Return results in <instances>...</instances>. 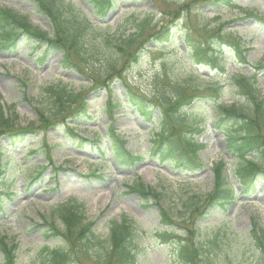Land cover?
Here are the masks:
<instances>
[{
	"label": "rangeland",
	"instance_id": "374dc122",
	"mask_svg": "<svg viewBox=\"0 0 264 264\" xmlns=\"http://www.w3.org/2000/svg\"><path fill=\"white\" fill-rule=\"evenodd\" d=\"M54 1L58 4L61 1L73 3L81 19L89 24L93 22L88 28L97 37L107 33L112 38L126 36L134 30L131 23L136 17L141 18L145 12L156 9L152 0H117V5L105 16L96 18L92 6L85 0ZM154 1L159 8L170 12L181 2ZM0 8L24 15L33 26L51 31L50 20L37 11L33 0H0ZM246 10L255 16H248L244 13ZM175 12L178 19L171 28L173 39L166 43H147L151 50H145L122 74L131 87L155 99L157 93H180L181 85L176 84L177 81H188L197 86L217 81L223 85L218 102L245 108V97L234 89L225 76L240 72L255 77L258 94L264 99V0H234L231 6L219 9L206 7L201 13L194 10L190 13L184 10ZM167 17L161 13L151 16L150 26L158 28ZM206 25L209 28L226 25L223 31L227 36L240 37L248 48V63L237 64L230 51L225 50L221 62L225 69L223 74L188 59L182 35L189 32L194 40L202 41L206 37L203 30L195 32L193 28ZM32 43L28 39L20 41L15 51L0 48V105L13 116L18 127H28L31 123L41 126L37 122L36 109L48 107V93L44 90L47 85L60 80L75 90L90 87L86 70L82 73L64 68L59 52L48 50L42 55V44L33 48ZM156 48H164L162 54H153ZM93 67L96 70L99 68L98 64ZM190 69L198 76L192 75ZM111 88L114 99L124 101V88L118 78L113 80ZM186 94H189L188 91H184ZM105 98L106 92L102 87L89 90L83 100L90 111L89 117L94 115L92 119L83 118L73 132L66 130L59 121L58 125L49 126L44 132L31 133L25 144L14 145L2 154L1 162L6 163L7 167L0 183V236H4L7 243L16 244L15 263L39 264L42 261L43 246L59 242L45 238L43 231L46 226L42 218L62 227L54 206L75 200L80 204L85 220L94 222L95 234L102 238L108 235L111 220L119 219L122 215L135 220L141 232L136 264H182L177 259L175 245L162 242L157 237V230L166 229L159 223L158 206L152 201L144 204L135 194L126 192L129 185L141 180L159 193L158 205L167 210L176 222L169 228L177 235L183 232L182 226L186 222L198 227L201 235H210L214 231L220 236V256L213 264H259L257 253L251 246L247 249V245L253 222L258 227H264V179L257 182L253 193L242 191L232 171L236 159L225 153L223 133L213 126L216 113L211 102L197 98L186 107L195 109L184 119L188 124L198 125L202 129L194 133V139L203 145L198 151L203 167L197 171H184L172 169L169 160L152 155L154 132L149 129V122L125 103L114 108L112 126L114 132L127 141L132 154L143 156L142 160L134 165L118 164L108 149L106 156L99 161L96 150L74 144L78 136L91 139L96 132L106 134L109 119L102 109ZM68 122L72 123L71 120ZM101 143L103 146L109 145L105 138L101 139ZM1 145L8 144L2 139ZM45 146L48 150H38ZM8 157L11 158L6 162ZM219 159L228 160L226 171L238 193L237 199L226 211L212 208L199 214L205 206L204 198L214 184L212 166ZM38 165H45L46 168L43 175L33 181L32 175L40 167ZM7 193H11V196ZM71 264L97 263L80 257L73 259Z\"/></svg>",
	"mask_w": 264,
	"mask_h": 264
},
{
	"label": "trees",
	"instance_id": "16d2710c",
	"mask_svg": "<svg viewBox=\"0 0 264 264\" xmlns=\"http://www.w3.org/2000/svg\"><path fill=\"white\" fill-rule=\"evenodd\" d=\"M85 1L92 6L93 15L97 18L105 16L118 3L117 0ZM152 1L156 9L145 12L141 18L132 15L136 17L131 23L134 30L119 38H112L109 33L97 37L92 29L88 28L93 22L89 24L81 19L70 1L68 3L61 1L58 4L54 0H33L37 11L50 20L51 31L33 26L24 15L16 14L7 8H0L1 49L15 51L20 41L24 42L27 39L34 42L31 44L33 47L37 48L42 44L43 52L55 50L61 54L62 67L82 73L86 70L85 74L90 83L88 89L78 90L68 87L60 80L47 85L44 90L48 93V107L36 109L40 127L33 126L32 123L28 124V127H18L13 116L6 113L0 105V178L5 169V165L1 163L4 151L17 144H25L31 133L44 132L49 126L58 125L59 121L66 130L73 132L83 118L92 119L94 116L89 117L90 111L83 96L91 89L102 87L106 92L102 109L109 118L106 134L96 132L91 139L78 136L74 144L96 150L99 160H102L108 150L107 146L101 145V139L105 138L109 141L110 154L118 164L134 165L135 162L142 160L144 157L132 154L126 146V140L113 132L111 126L114 108L125 103L139 117L149 122V129L154 132L152 155L169 160L172 169L200 170L203 163L198 151L203 145L194 139V133L202 129L198 125L188 124L184 119L186 114H192L195 109H186V106L198 98L213 105L216 113L213 126L223 133L224 151L236 159L232 171L237 183L244 193L251 194L255 191L257 182L264 179V99L258 94L254 76L239 72L225 75L234 89L245 97V108L218 102L223 85L217 81L204 86H197L188 81L183 83L177 81L176 84L181 85L180 93L176 95L157 93L153 99L131 87L122 76L145 50H151L147 43H166L173 39L171 28L178 19L175 11L184 10L190 13L194 10L196 13H201L206 7L219 9L222 6H231L234 0H181L173 12L159 8L158 3ZM157 13L168 16L158 28L156 25V27L150 26L151 16ZM244 13L255 16L248 10ZM225 26L209 28L206 25L193 28L195 32L203 30L206 37L204 36L205 39H201L202 41L194 40L189 32L183 34L182 43L188 59L208 65L224 74L225 69L221 64L222 53L228 50L237 64H247L248 48L245 42L240 37L227 36L223 31ZM163 50L164 48H156L153 54H162ZM95 64H98L97 70L93 67ZM190 73L198 76L193 69H190ZM115 78L121 81L124 88V101L114 99L112 95L111 84ZM184 91H188L189 94L184 95ZM67 120H71L75 125H71ZM2 139L8 143V146L1 145ZM38 150L43 152L47 148L45 146L44 149ZM227 162L219 159L213 164L214 184L206 194L205 206L201 208L199 214L212 208L226 211L228 206L236 201L238 193L228 179ZM38 166L40 167L33 174V180H37L42 175V165ZM126 192L135 194L144 204L152 201L158 206L159 223L166 229L157 230V237L162 242L175 245L180 263L213 264L220 256V236L216 232L201 235L198 227L186 222L182 226L184 230L180 235L169 228L176 222L172 220L167 210L158 205L159 193L151 186L136 180L127 187ZM54 208L62 227L54 221L49 222L42 218L46 226L43 233L46 239L52 238L59 242L52 246L49 244L43 246L42 261L39 264H71L73 259L80 257L97 264H136V249L140 243L141 232L134 219L122 215L119 219L111 220L108 235L102 238L95 234L94 222L85 220L80 204L75 200L56 204ZM250 246L257 253L259 264H264V227H258L255 222L252 224L247 249H250ZM15 248V243L9 244L4 236H0L1 264H16Z\"/></svg>",
	"mask_w": 264,
	"mask_h": 264
}]
</instances>
